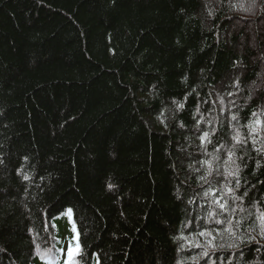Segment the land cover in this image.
<instances>
[{
    "label": "trees",
    "instance_id": "1",
    "mask_svg": "<svg viewBox=\"0 0 264 264\" xmlns=\"http://www.w3.org/2000/svg\"><path fill=\"white\" fill-rule=\"evenodd\" d=\"M262 7L0 0V264H264Z\"/></svg>",
    "mask_w": 264,
    "mask_h": 264
},
{
    "label": "rangeland",
    "instance_id": "2",
    "mask_svg": "<svg viewBox=\"0 0 264 264\" xmlns=\"http://www.w3.org/2000/svg\"><path fill=\"white\" fill-rule=\"evenodd\" d=\"M242 19L246 22H250L252 23L253 20H255L256 18H261L263 19L264 18V7L261 8L258 16L255 18L254 16H251V15H238L236 16L235 19ZM244 21H238V25H241L242 22ZM250 28H253L254 26L252 24L249 25ZM58 228V232L61 236V239L64 243V248L63 247H60V249L62 250V258L61 260L58 262V264H63L65 262V258L67 255H69V249H71V251L73 252L74 249L73 248V244H74V241H75V232H74V228H73V224L71 222V214L69 211H66L64 214H63V217H62V222L61 224H59L57 226ZM47 239L43 242V240H38V246L40 247H51L52 243H53V240L50 239V237H46Z\"/></svg>",
    "mask_w": 264,
    "mask_h": 264
},
{
    "label": "snow or ice",
    "instance_id": "3",
    "mask_svg": "<svg viewBox=\"0 0 264 264\" xmlns=\"http://www.w3.org/2000/svg\"><path fill=\"white\" fill-rule=\"evenodd\" d=\"M180 107H183V105H180ZM233 119H235V117H233ZM258 125L261 123L260 121H257L256 122ZM25 179H27V177H25ZM215 203L217 204V206L221 209H224L225 205L224 204H221L219 201H215ZM211 215V213H210ZM260 221H261V234L264 235V214H261L260 217H259ZM217 223H220V221H217ZM225 231L229 232L230 235H233V233L231 232L230 229H225ZM200 236H207L209 235L208 233L206 232H201L199 233ZM197 247H202L201 245H196ZM225 246L223 244L219 245V249H223ZM228 248H235L237 247V245L235 244H229L227 246ZM218 249L215 248L213 245H212V242L209 241L208 242V247L202 251L201 253V256L200 258H204V257H209V254H210V251H217ZM77 254H78V251H77ZM72 251L71 249H69V258H70V264H72ZM241 255H243V253H241Z\"/></svg>",
    "mask_w": 264,
    "mask_h": 264
},
{
    "label": "bare ground",
    "instance_id": "4",
    "mask_svg": "<svg viewBox=\"0 0 264 264\" xmlns=\"http://www.w3.org/2000/svg\"><path fill=\"white\" fill-rule=\"evenodd\" d=\"M211 238H213V237H211ZM211 240V239H210ZM203 248V247H202ZM212 252V251H211Z\"/></svg>",
    "mask_w": 264,
    "mask_h": 264
}]
</instances>
